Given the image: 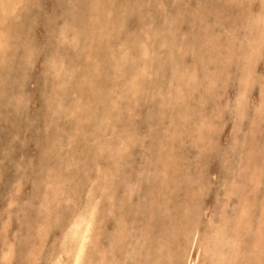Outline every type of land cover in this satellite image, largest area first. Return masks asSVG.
Returning a JSON list of instances; mask_svg holds the SVG:
<instances>
[{"label": "rangeland", "instance_id": "rangeland-1", "mask_svg": "<svg viewBox=\"0 0 264 264\" xmlns=\"http://www.w3.org/2000/svg\"><path fill=\"white\" fill-rule=\"evenodd\" d=\"M0 28V264H73L81 223L80 264H264V0H0Z\"/></svg>", "mask_w": 264, "mask_h": 264}, {"label": "bare ground", "instance_id": "bare-ground-1", "mask_svg": "<svg viewBox=\"0 0 264 264\" xmlns=\"http://www.w3.org/2000/svg\"><path fill=\"white\" fill-rule=\"evenodd\" d=\"M180 2V1H179ZM183 2V1H182ZM181 2V3H182ZM232 2V1H231ZM174 5V4H173ZM229 5V4H228ZM9 6V5H8ZM224 6V5H223ZM138 7V6H137ZM157 8V7H156ZM222 8V7H221ZM220 8V9H221ZM137 9V8H136ZM236 11V10H235ZM138 12V11H137ZM141 12V11H140ZM124 13V12H123ZM131 13V12H130ZM223 13V12H222ZM140 15V14H139ZM243 16V15H242ZM244 16H245V14H244ZM172 18V17H171ZM217 18H218V16H217ZM128 19V18H127ZM161 19V18H160ZM170 19V18H169ZM151 20V19H150ZM204 20V19H203ZM245 20H247V19H245ZM218 22V21H217ZM95 23V22H94ZM245 23H246V21H245ZM248 24V23H247ZM256 24V23H255ZM236 25V24H235ZM245 25V24H244ZM228 27V26H227ZM238 27V26H237ZM236 27V28H237ZM255 27V26H254ZM1 29V28H0ZM229 29V28H228ZM2 30V29H1ZM0 30V31H1ZM238 30V29H237ZM252 31V30H251ZM257 31L259 32V30L257 29ZM262 33L264 32L263 30L261 31ZM79 33H81V32H79ZM247 33V32H246ZM252 33H253V31H252ZM205 34V33H204ZM242 34V33H241ZM259 34H260V32H259ZM224 35V34H223ZM253 35H254V33H253ZM255 35H256V33H255ZM254 35V36H255ZM2 36V35H1ZM233 36V35H232ZM245 36H246V34H245ZM260 36V35H259ZM83 37V36H82ZM101 37V36H100ZM235 37V36H234ZM83 39V38H82ZM260 39V38H259ZM223 40V39H222ZM78 44V43H77ZM98 48V47H97ZM201 48V47H200ZM220 49V48H219ZM215 50V49H214ZM212 52V51H211ZM255 52V51H254ZM38 57V56H37ZM251 61V60H250ZM256 64V63H255ZM221 65V64H220ZM248 74V73H247ZM65 75V74H64ZM248 77H249V75H247ZM245 77V76H244ZM252 79V78H251ZM97 81V80H96ZM247 83V82H246ZM247 86H249L248 85V83H247ZM246 87V86H245ZM247 88H249V87H247ZM246 91V90H245ZM245 95H247L246 93H244ZM264 94V93H263ZM6 97V96H5ZM241 97H242V95H241ZM245 99V98H244ZM264 102V101H263ZM263 104V103H262ZM242 106H244V109H245V105H242ZM23 108V107H22ZM22 110V109H21ZM243 110V109H242ZM241 110V111H242ZM202 112V111H201ZM256 115V114H255ZM257 117V116H256ZM193 118V117H192ZM210 127V126H209ZM189 132V131H188ZM197 141V140H196ZM98 144V143H97ZM187 145V144H186ZM205 148V147H204ZM112 152V151H111ZM112 156V155H111ZM101 160V159H100ZM47 161V160H46ZM97 162V161H96ZM108 166V165H107ZM121 166V165H120ZM165 177V176H164ZM201 188V187H200ZM81 189V188H80ZM91 189V188H90ZM194 192H197V191H194ZM202 192V191H201ZM200 192V193H201ZM94 193V192H93ZM229 193V192H228ZM256 193V192H255ZM89 194H91V192L90 193H88V195ZM204 194V193H203ZM230 194V193H229ZM95 195H96V193H95ZM101 195V194H100ZM201 195V194H200ZM93 195H91V197H92ZM193 196V195H192ZM90 197V196H89ZM89 197L87 196V199H89ZM94 197V196H93ZM98 197V196H97ZM200 197V196H199ZM193 198H194V196H193ZM192 198V199H193ZM200 199V198H199ZM13 200V199H12ZM70 200V199H69ZM68 200V201H69ZM90 200V199H89ZM95 200V199H94ZM99 200H100V198H99ZM87 201V200H86ZM70 202H72V200L70 201ZM74 202V201H73ZM88 202V201H87ZM90 202H92L91 200H90ZM96 202V201H95ZM11 204H13V203H11ZM85 204V203H84ZM88 204V203H87ZM94 204V203H93ZM96 204V203H95ZM89 205V204H88ZM98 205V204H97ZM76 206V205H75ZM99 206V205H98ZM80 207V206H79ZM83 207H84V205H83ZM82 207V208H83ZM88 206L86 205V208H87ZM92 207V206H91ZM74 208V207H73ZM76 208V207H75ZM191 209V208H190ZM75 210V209H74ZM73 210V211H74ZM86 210V209H85ZM88 210V209H87ZM76 211V210H75ZM78 211H80L79 209H78ZM71 212V211H70ZM98 212V211H97ZM243 212H244V209H243ZM73 213H75V212H73ZM79 213H81V212H79ZM78 212L76 213L77 215L79 214ZM245 213V212H244ZM96 214V213H95ZM75 215V214H74ZM76 215V216H77ZM88 215V214H87ZM240 215V214H239ZM256 215V214H255ZM97 216H98V214L96 215V217L95 218H97ZM213 217V216H212ZM238 217H240L241 218V215L240 216H238ZM244 217V216H243ZM242 217V218H243ZM26 218H27V216H26ZM28 219V218H27ZM72 219V218H71ZM244 219V218H243ZM69 220V219H68ZM97 220V219H96ZM152 220V219H151ZM46 221H47V219H46ZM190 221V220H189ZM263 221H264V219H263ZM42 223V225H40V226H42L43 227V222H41ZM69 224H70V221L68 222ZM68 224V226H71V224L69 225ZM96 224V223H95ZM83 223H81V224H79L77 227H75V229H74V233L75 234H77V235H79L78 237H80V243H79V247H78V251L76 252L77 253V258H76V261L75 262H73V264H80V262H79V259L81 258V255L83 254V252H84V247H85V243H86V240H87V238H88V233H89V224H87V225H83ZM48 226V225H47ZM67 225H66V227H68ZM91 226H92V224H91ZM45 228H46V225H45ZM69 228V227H68ZM68 228L67 229H65V230H68ZM93 228V227H92ZM11 229V228H10ZM43 229V228H42ZM69 229H71V228H69ZM110 229V228H109ZM208 229V228H207ZM206 229V230H207ZM215 228H213V230H214ZM237 229V228H236ZM235 229V230H236ZM41 230V229H40ZM94 230V229H93ZM210 230H212V229H210ZM216 230V229H215ZM218 230V229H217ZM216 230V231H217ZM235 230H233V231H235ZM239 230V229H238ZM95 231V230H94ZM94 231H92L93 233H95ZM98 232V231H97ZM211 232V231H210ZM212 232H214V231H212ZM211 232V233H212ZM236 232V231H235ZM190 233V232H189ZM221 233V232H220ZM224 233H225V231H224ZM223 233V234H224ZM227 233V232H226ZM92 234V233H91ZM215 234V233H214ZM214 234L212 235V237L214 236ZM231 233H229V235H230ZM232 234H234V233H232ZM12 235V234H11ZM61 235H63V234H61ZM193 235V234H192ZM227 235V234H226ZM226 235H224L223 237H225L226 238ZM70 235H68V237H69ZM206 236V235H205ZM210 236V235H209ZM61 237V236H60ZM65 237V236H64ZM68 237H67V239H68ZM90 237H91V235H90ZM215 237H217L218 238V236H215ZM204 238V237H203ZM214 238V237H213ZM221 239H222V237H220ZM224 238V239H225ZM230 238H232V241H233V243H235L234 241H236V239H237V237H236V239L234 238V237H231V236H229V238L227 237L226 238V241L228 240V239H230ZM59 239H61V238H59ZM64 239V238H63ZM75 239V238H74ZM193 239V238H192ZM208 237H207V243L209 242L208 241ZM219 239V238H218ZM235 239V240H234ZM62 240V239H61ZM72 240V239H71ZM90 240V239H89ZM210 240V239H209ZM215 240V239H214ZM217 240V239H216ZM49 241V240H48ZM203 241H205V240H203ZM218 241V240H217ZM222 241H223V239H222ZM178 242V241H177ZM206 242V241H205ZM219 242H221V241H219ZM230 242H231V240H230ZM230 242H228V243H230ZM62 243V242H61ZM67 243H69V242H67ZM91 243H93V242H91ZM90 243V244H91ZM210 243V242H209ZM214 243V242H213ZM215 243H216V241H215ZM224 243V242H223ZM239 243V242H238ZM238 243H236L235 245H237ZM41 244H42V242H41ZM40 244V246H41V248H43L42 246H44L43 244L41 245ZM74 244V243H73ZM211 244V243H210ZM61 245V244H60ZM70 245V244H69ZM161 245V244H160ZM203 245H206V244H203ZM216 245H217V243H216ZM73 246H75V245H73ZM72 246V247H73ZM210 246V245H209ZM60 247H62V246H60ZM214 247V246H213ZM221 247H223V246H221ZM41 248L39 247V252H40V250H41ZM57 248V247H56ZM63 248V247H62ZM90 248V247H89ZM224 248V247H223ZM65 249V248H64ZM151 249V248H150ZM55 250H57V249H55ZM54 250V251H55ZM60 250H63V249H60ZM224 250V249H223ZM6 251V250H5ZM9 250H7V252H8ZM69 252H72V251H70V250H68ZM67 251V252H68ZM211 251V250H210ZM11 252H12V250H11ZM10 252V253H11ZM181 252V251H180ZM211 252H213V251H211ZM219 252H220V250H219ZM225 252V250L223 251V253ZM231 252V251H230ZM234 252H236V251H234ZM43 253V252H42ZM57 253H59L58 252V250H57ZM8 254V253H7ZM37 254V253H36ZM55 254V253H54ZM68 254V253H67ZM211 254V253H210ZM218 254H220V253H218ZM221 254H222V251H221ZM5 255H6V253H5ZM53 255V254H52ZM87 255V254H86ZM215 255V254H214ZM223 255V254H222ZM245 255V254H244ZM34 256V255H33ZM36 256H38V255H36ZM54 256V255H53ZM52 256V257H53ZM90 256V254H88V257ZM224 256V255H223ZM222 256V257H223ZM65 257V256H64ZM63 257V258H64ZM75 257V256H74ZM86 257V256H85ZM213 257V256H212ZM37 258V257H36ZM40 258V257H39ZM87 258V257H86ZM216 258V257H215ZM53 259V258H52ZM94 259V258H93ZM96 259V258H95ZM100 259V258H99ZM222 260V259H221ZM84 261V260H83ZM82 261V262H83ZM216 261V260H215ZM225 261L227 262V260L225 259ZM51 263H52V261H50ZM91 263H92V261H90ZM193 262V261H192ZM65 263H67V262H65ZM101 263V262H100ZM125 263V261H123V264ZM218 263H220V262H218ZM223 263V262H222ZM94 264H96V263H94ZM98 264V263H97ZM223 264H225V263H223ZM228 264H229V262H228Z\"/></svg>", "mask_w": 264, "mask_h": 264}]
</instances>
